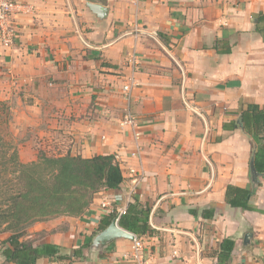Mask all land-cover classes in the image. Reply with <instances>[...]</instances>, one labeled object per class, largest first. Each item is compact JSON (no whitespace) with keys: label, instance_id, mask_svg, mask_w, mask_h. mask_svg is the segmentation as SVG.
Listing matches in <instances>:
<instances>
[{"label":"crops","instance_id":"1","mask_svg":"<svg viewBox=\"0 0 264 264\" xmlns=\"http://www.w3.org/2000/svg\"><path fill=\"white\" fill-rule=\"evenodd\" d=\"M87 2L99 0H17V38L0 39V101L21 160L113 154L125 177L82 216L35 222L25 240L82 250L37 264H131L129 238L91 249L127 204L131 168L143 171L136 196L151 208L154 233L142 238L155 264H217L226 238L230 264H264V174L254 184L242 114L246 103L264 108V0H101L103 18ZM127 110L137 139L121 125ZM229 185L256 188L253 208L229 205ZM9 235L0 264H14L1 243Z\"/></svg>","mask_w":264,"mask_h":264},{"label":"trees","instance_id":"2","mask_svg":"<svg viewBox=\"0 0 264 264\" xmlns=\"http://www.w3.org/2000/svg\"><path fill=\"white\" fill-rule=\"evenodd\" d=\"M6 118L2 119L1 114ZM244 127L254 144L251 162L258 174H264V108L259 104L242 105ZM10 106L0 101V234L9 233L4 240L3 254L10 263L37 264L40 258L67 260L82 253L75 249L65 254L56 244H35L24 239L29 228L37 221L58 216L80 217L90 208L102 191L118 189L124 182L120 163L113 154L90 158L81 155L47 156L25 163L17 146L9 140ZM256 188L229 185L226 201L231 206L252 209L251 199ZM151 208L134 195L127 205L119 225L142 238L154 233L150 224ZM214 211L210 210L212 217ZM208 216V214H205ZM115 217V214H113ZM113 216L102 222L107 227ZM90 240L84 246H89ZM235 240L221 242L217 264H230Z\"/></svg>","mask_w":264,"mask_h":264},{"label":"built area","instance_id":"3","mask_svg":"<svg viewBox=\"0 0 264 264\" xmlns=\"http://www.w3.org/2000/svg\"><path fill=\"white\" fill-rule=\"evenodd\" d=\"M18 7L17 0H0V39L4 46L10 47L17 38V27L14 22L15 11ZM136 54L131 57L133 75L129 78L128 83L123 87L127 98L131 97L133 87L137 84L135 73L139 70V60ZM123 127H130L134 130L135 139L140 137L138 128L140 121L138 117L133 114L132 111L127 110L123 120L121 121ZM130 177L132 178V187L130 188L129 197L127 198V204L122 207L115 216L120 217L126 213L127 205L131 201V198L137 194V187L143 177V171L136 168L129 170ZM146 245L143 238L135 236L133 240L132 250L128 257L131 264H155L152 257L146 255Z\"/></svg>","mask_w":264,"mask_h":264},{"label":"water","instance_id":"4","mask_svg":"<svg viewBox=\"0 0 264 264\" xmlns=\"http://www.w3.org/2000/svg\"><path fill=\"white\" fill-rule=\"evenodd\" d=\"M99 2H87L88 7L99 17L103 18L108 13V8ZM242 119V116L241 118ZM252 167V166H251ZM257 177L259 174L255 172L254 168H252L251 179L254 184H257ZM136 234L124 229L119 225V216H115L109 226H107L103 231L97 234V236L93 240V244L91 246L92 250L101 251L104 246L110 243L112 240L117 238H129L131 240L135 239Z\"/></svg>","mask_w":264,"mask_h":264},{"label":"rangeland","instance_id":"5","mask_svg":"<svg viewBox=\"0 0 264 264\" xmlns=\"http://www.w3.org/2000/svg\"><path fill=\"white\" fill-rule=\"evenodd\" d=\"M9 104V103H8ZM9 106H10V104H9ZM10 113H11V106H10ZM11 116H12V114H11ZM1 118L2 119H4V118H6V115L5 114H1ZM10 138V137H9ZM9 140H11L12 141V139L10 138ZM13 142V141H12ZM38 159V158H37Z\"/></svg>","mask_w":264,"mask_h":264}]
</instances>
